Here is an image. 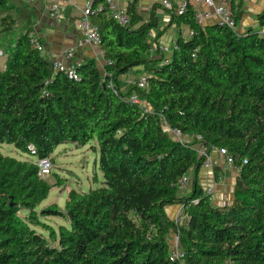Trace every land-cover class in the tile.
Instances as JSON below:
<instances>
[{"label":"trees","instance_id":"trees-1","mask_svg":"<svg viewBox=\"0 0 264 264\" xmlns=\"http://www.w3.org/2000/svg\"><path fill=\"white\" fill-rule=\"evenodd\" d=\"M15 1L0 0L2 26L11 27ZM129 12V28L106 10L93 17L105 64L83 61L80 82L55 71L27 34L8 35L0 46L8 56L0 70V145L39 161L64 144L97 142L104 178L87 194L72 191L65 214L56 206L39 212L51 188L37 162L0 152V264H179L169 256L178 229L186 264H264V36L255 29L200 27L191 8L170 24L194 36H179V49L168 57L149 52L148 31L157 30V43L166 32L157 18L136 28L142 19L134 8ZM258 21L263 27L264 12ZM139 69L147 88L124 92L119 82ZM133 95L153 112L133 104ZM164 122L200 136L209 152L223 150L235 159L231 205H211L198 180L202 160ZM189 173L193 191L184 196L179 183ZM174 205L186 208L184 224L168 218L166 209ZM51 216L64 217L70 228L57 233L41 220Z\"/></svg>","mask_w":264,"mask_h":264},{"label":"crops","instance_id":"crops-1","mask_svg":"<svg viewBox=\"0 0 264 264\" xmlns=\"http://www.w3.org/2000/svg\"><path fill=\"white\" fill-rule=\"evenodd\" d=\"M62 9V20L55 22L50 16V3H42L35 0H16L12 6V25L11 27L0 23V36L2 35H20L34 32L45 46V56L51 61L60 56L64 50L77 48V59L96 60L99 62V49L93 46L78 48V42L81 38L77 29V24L83 9L87 4L97 6L103 4L104 0H57ZM221 6L238 7V25L239 33L249 29L264 30L258 21L260 14L264 12V0H214ZM124 8L130 11L134 8L136 14L142 19L139 25L150 22L154 16L157 18L160 28L166 29L161 38L164 43H170L178 37L179 29L175 24H170L171 18L160 5V0H121ZM2 17H0L1 19ZM212 21L208 22L211 25ZM10 28L7 33L4 28ZM2 33V34H1ZM6 65V64H5ZM219 160L220 166L215 170L201 168L198 180L201 188L205 191L215 184L214 194L210 197V203L213 207H225L233 203L235 198V189L238 179V171L228 168L224 162V157L218 152L213 153ZM193 191L192 178L189 186L182 194L190 195ZM168 218L172 221H178L184 224L188 218L186 208L181 205L170 206L166 209Z\"/></svg>","mask_w":264,"mask_h":264},{"label":"built area","instance_id":"built-area-1","mask_svg":"<svg viewBox=\"0 0 264 264\" xmlns=\"http://www.w3.org/2000/svg\"><path fill=\"white\" fill-rule=\"evenodd\" d=\"M42 3H50V16L55 22H60L62 20V9L61 5L57 0H35ZM133 1V0H132ZM160 5L163 10L169 14L170 18L173 16L180 17L185 15L191 8L193 10L194 19L198 26L206 27L209 26L208 22L212 21L211 25H218L221 27L228 28L232 31L238 32V7H228L221 6L217 4L214 0H160ZM106 10L110 18L116 22L119 26L124 28H129L132 26V15L129 10L124 8L121 4V0H104L103 4L93 6L87 4L83 9V12L80 16V19L77 24V29L80 33V40L78 42V48H83L85 46H93L99 49L101 44V36L98 27L93 22V17ZM259 34L264 36V30H260ZM181 37L183 40H189L194 36V32L187 27H182L179 29L178 37ZM29 44L31 48L41 54H46L45 46L42 41L36 36L34 32L27 33ZM177 37V38H178ZM177 38L172 40L170 43H164L160 41L157 43V30L151 29L147 33V42L149 43V52L155 53L160 51L166 56H171L174 51L179 49ZM196 54H193L195 58ZM99 62L101 63L100 68L105 64L104 54L99 50L98 53ZM52 61L53 69L58 72L64 73L69 80L73 82H80L82 80L81 75L79 74L78 69L81 67L83 61L77 59V48H69L64 50V52L54 58ZM148 77L145 74H142L138 80L135 82V85L140 89L147 88ZM112 87V84L110 85ZM130 101L133 104L142 106L146 112L152 113L150 106L144 104L142 99L138 95H133L130 98ZM164 126L169 130V133L172 137L183 144H192L193 149L196 151V155L199 160H202V168L215 170L220 166V162L213 155L214 152L218 151L223 157L224 162L228 168H233L237 170L235 165V159L223 150H213L209 152L207 148L202 144V138L200 136H190L184 135L180 130L171 129L166 122ZM197 142L193 144V142ZM29 150L34 153V148L29 147ZM246 164V162H243ZM39 167V176H46L50 174L51 171V162L48 159L37 161ZM238 171V170H237ZM191 173L185 175L180 183L179 189L182 192H185L187 187L191 182ZM215 191V184L213 187L207 188L204 192L206 196L211 197ZM198 200L192 202L193 205H196ZM189 220V216L187 218ZM178 223V221H175ZM180 223V222H179ZM180 230L173 235L169 242L170 248V260L174 263L186 264V253L181 247V238Z\"/></svg>","mask_w":264,"mask_h":264},{"label":"rangeland","instance_id":"rangeland-1","mask_svg":"<svg viewBox=\"0 0 264 264\" xmlns=\"http://www.w3.org/2000/svg\"><path fill=\"white\" fill-rule=\"evenodd\" d=\"M1 23V22H0ZM11 39V36H0V46L6 44ZM0 47V70L5 69L7 61V51ZM156 58V56H152ZM145 74L144 69L133 70L128 75L121 79V89L126 90L134 87L138 78ZM94 147L98 148L97 142H93L85 147H78L75 144H64L59 146L56 151L48 159L51 162V171L49 175L41 178L50 186V194L42 205L39 207V212L52 206H56L58 210L66 213L65 207L72 191L80 195L89 193L90 190L102 186L104 178L99 168V153L95 151ZM0 152L18 160L37 162L36 159L30 155H24L17 150L13 145H0ZM42 222L52 226L59 232L61 226L70 228V223L64 217L51 216L41 218ZM39 232L44 234L50 241L51 245H56L47 231L42 227H36Z\"/></svg>","mask_w":264,"mask_h":264}]
</instances>
